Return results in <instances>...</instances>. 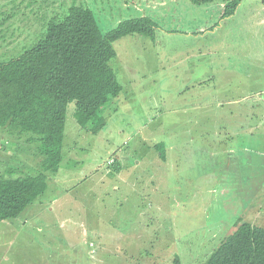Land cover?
<instances>
[{
    "label": "rangeland",
    "instance_id": "rangeland-1",
    "mask_svg": "<svg viewBox=\"0 0 264 264\" xmlns=\"http://www.w3.org/2000/svg\"><path fill=\"white\" fill-rule=\"evenodd\" d=\"M74 5L104 32L151 17L155 41L113 43L122 91L99 133L68 105L60 170L0 222V264H205L238 218L264 226V2L222 18L223 0H0V62ZM14 140L0 172L39 168L36 144Z\"/></svg>",
    "mask_w": 264,
    "mask_h": 264
},
{
    "label": "trees",
    "instance_id": "trees-1",
    "mask_svg": "<svg viewBox=\"0 0 264 264\" xmlns=\"http://www.w3.org/2000/svg\"><path fill=\"white\" fill-rule=\"evenodd\" d=\"M223 1L222 18L234 15L242 2ZM156 27L151 17L141 16L104 32L90 8L74 5L63 15L52 16L32 47L0 62V133L8 135V139L0 135V142L34 143L40 157L39 168L26 166L30 172L8 166L0 172V222L19 217L46 192L49 175L59 172L70 103L76 102L75 116L82 129L96 134L107 125L103 108L122 91L110 64L117 55L113 43L133 34L155 38ZM159 147L165 159V148ZM243 218L236 220L233 232L217 244L205 264H264V226Z\"/></svg>",
    "mask_w": 264,
    "mask_h": 264
},
{
    "label": "crops",
    "instance_id": "crops-1",
    "mask_svg": "<svg viewBox=\"0 0 264 264\" xmlns=\"http://www.w3.org/2000/svg\"><path fill=\"white\" fill-rule=\"evenodd\" d=\"M212 3V2H211ZM150 38V37H149ZM152 39H154V38H152ZM153 41H155V39L153 40Z\"/></svg>",
    "mask_w": 264,
    "mask_h": 264
}]
</instances>
